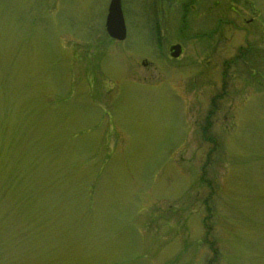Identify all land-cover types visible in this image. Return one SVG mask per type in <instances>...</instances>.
Segmentation results:
<instances>
[{
    "label": "rangeland",
    "instance_id": "obj_1",
    "mask_svg": "<svg viewBox=\"0 0 264 264\" xmlns=\"http://www.w3.org/2000/svg\"><path fill=\"white\" fill-rule=\"evenodd\" d=\"M110 1L0 0V264H264V0Z\"/></svg>",
    "mask_w": 264,
    "mask_h": 264
},
{
    "label": "water",
    "instance_id": "obj_2",
    "mask_svg": "<svg viewBox=\"0 0 264 264\" xmlns=\"http://www.w3.org/2000/svg\"><path fill=\"white\" fill-rule=\"evenodd\" d=\"M106 33L109 38L115 41L122 42L126 37L125 25L121 13L120 0H111L106 18ZM181 54L179 46H174L170 49V56L177 59Z\"/></svg>",
    "mask_w": 264,
    "mask_h": 264
},
{
    "label": "flooded vegetation",
    "instance_id": "obj_3",
    "mask_svg": "<svg viewBox=\"0 0 264 264\" xmlns=\"http://www.w3.org/2000/svg\"><path fill=\"white\" fill-rule=\"evenodd\" d=\"M152 10L154 11V14H155V20L153 18V22H152V26H151V29H150V33H151V36L153 37L152 41H153L154 45L160 48V44L163 42V37H164V36L162 37L160 34L162 32L167 33L169 29L171 30V28L166 29V30L160 29V27L158 25V22L162 23V27L163 26H167V19L169 21V19H171V16H168V18H167V16H165L164 12L167 11V10L173 12V10H171L170 6L168 5V0H163V1H160V2H158L156 4H154ZM181 12H182L183 15L180 17L181 21L178 22V23H180L179 27H181L182 19L185 16V13H186L185 12V7L181 8ZM184 29H186V28H184ZM180 31H182V29ZM158 37H160V39H158ZM174 45H180L181 49H182V44L180 42H176V43H174ZM172 46L173 45H171L170 47H172ZM169 48H168V50H169Z\"/></svg>",
    "mask_w": 264,
    "mask_h": 264
},
{
    "label": "trees",
    "instance_id": "obj_4",
    "mask_svg": "<svg viewBox=\"0 0 264 264\" xmlns=\"http://www.w3.org/2000/svg\"><path fill=\"white\" fill-rule=\"evenodd\" d=\"M208 123H206V127L204 126V128L202 129L203 131H206L207 130V125ZM208 140H209V138H208ZM210 141V140H209ZM201 181H203V179H201ZM212 263V261L210 260L209 261V263L208 264H211Z\"/></svg>",
    "mask_w": 264,
    "mask_h": 264
}]
</instances>
